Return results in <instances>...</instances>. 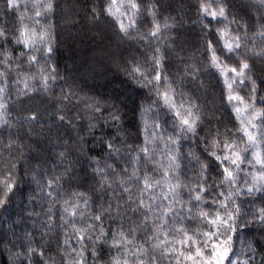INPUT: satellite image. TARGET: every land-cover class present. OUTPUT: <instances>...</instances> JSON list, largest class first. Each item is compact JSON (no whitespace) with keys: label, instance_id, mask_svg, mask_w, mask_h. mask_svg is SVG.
<instances>
[{"label":"snow or ice","instance_id":"snow-or-ice-1","mask_svg":"<svg viewBox=\"0 0 264 264\" xmlns=\"http://www.w3.org/2000/svg\"><path fill=\"white\" fill-rule=\"evenodd\" d=\"M5 4L16 14L17 24L6 30L0 23V209L7 211L18 196L23 197L22 183L34 185L30 206L44 207L47 201L48 225L59 221L64 237L57 238L54 255H49L52 249L44 241L33 247L29 238L14 264H20L21 256L32 264V254L41 258V264H89L90 259L100 264V244L110 245L103 264H255L261 241L247 239V230L253 223L264 229V0H249L245 7L251 5L256 15L247 21L233 13L232 0H197L193 23L203 43L187 59L199 53L203 69L185 63L183 76L169 75L173 58L185 60L172 37L183 23L182 6L177 10L180 20L165 16L161 22L163 0H5ZM105 21L120 42H129L137 51L127 61V81H111L107 95H91L63 76L54 62L62 35L57 26L75 41L84 29ZM146 23L151 26L142 30ZM202 71L211 72L220 85L233 127L216 115V105L210 111L198 103L197 95L183 90L184 77L190 76L197 81L195 91L203 93L207 85L199 79ZM126 83L143 90L135 102L139 144L126 143L131 135L123 128L121 105L126 103L121 97ZM53 101L55 119L77 133L76 144L82 147L84 138L75 121H83L81 127L93 136L95 129L107 125L116 130L113 139L101 137L108 155L121 151L116 138L129 154L131 168L124 169L123 176L110 175L112 166L100 167L94 158L98 187L91 191L111 193L97 211H91L93 197L87 192L67 191L61 184L71 165L57 173L55 165L45 168L38 155L31 163L24 158L25 145L13 137L16 125L23 126L13 116L20 103ZM39 120L36 110L23 117V123ZM185 140L195 141L187 153L182 151ZM56 143L64 147L56 153L63 162L73 144L59 136ZM185 159L192 165L191 175L184 171ZM57 204L59 216L53 211ZM106 218L113 221L114 230L105 226ZM5 240L0 235V247H7Z\"/></svg>","mask_w":264,"mask_h":264},{"label":"trees","instance_id":"trees-1","mask_svg":"<svg viewBox=\"0 0 264 264\" xmlns=\"http://www.w3.org/2000/svg\"><path fill=\"white\" fill-rule=\"evenodd\" d=\"M232 2L234 4L232 11L238 18L242 17L247 21L256 15L255 9L251 5L245 7V5L249 4V0H232ZM170 4L172 5L171 7L169 6ZM196 5L197 0H175L174 3L173 0H163V6L160 8L161 22L165 16L176 17L177 20H180V16L177 15L178 6H182L183 15L182 26L173 30L172 37L174 38V47H176L180 56L185 57V60L181 61L173 58L169 75L180 72L183 76L185 63L196 64L197 67L203 69L204 58L199 53L196 54L195 59H187L203 43L199 28L193 23L197 19ZM29 11H31L30 7ZM0 18H2L0 23H3L6 30H11L17 24L16 14L6 9L5 0H0ZM150 26V24L146 23L142 26V30ZM57 32L62 33V35L59 36V50L54 62L60 66L63 76L69 78L70 81L78 83L85 92L91 95H107L110 91L111 81L115 80L119 83V81L128 80L124 70L128 67L127 61L132 59L137 50L134 45L127 41L120 42L116 37L113 26L108 24L107 21L99 26H89V28L84 29L79 33L75 41L69 39L68 31L60 25L57 26ZM8 47H11V45H8ZM199 79L207 85L203 93L195 91L198 88V84L190 76L184 77L183 90L197 95L198 103L205 104L210 111L213 110V104L216 105V115L223 119L228 127H233L231 116L223 108L221 88L215 76L211 72L205 73L202 71ZM122 87L127 89L121 97L126 103V106L121 105L123 108V128L126 133L131 134L126 143L139 144L141 143V138L136 136L139 120L135 102L142 98L143 90L137 89L135 85L128 83ZM12 95L15 98L14 92ZM53 103L55 102L48 104L43 102L39 104L36 102L20 103L13 110V116L20 118L23 126L20 124L16 125L13 137L25 145L24 158L31 163L36 162L32 158L38 155L45 168L55 165L57 173L64 172V169L69 168V165H71L69 174L61 180V184L67 191L87 192L93 197L91 211H97L99 203L102 200H108L111 193L103 195L102 193L94 194L91 191V188L98 187L96 183L98 177L94 179L95 173L93 171L95 159L99 160L100 167L112 166L108 169L110 175L120 174L123 176V170L131 168L129 154L124 149L119 138H116L115 146L121 151L118 154L108 155L109 150L101 143V137L113 139L116 136V130L107 125L103 128L95 129L93 136L87 132L86 126L81 127L84 123L83 121H75L79 135L84 138L82 147L76 144L77 133L63 127L62 122L55 119ZM33 110L39 111V122L23 123V117L30 115ZM164 119H169V117H164ZM30 129L31 134H29ZM171 131L172 129L169 125L168 132L171 133ZM6 136L7 133H5ZM58 136L68 139L69 143L73 144V147L68 150V158L63 162L56 156V153L64 150L63 146H58L56 143ZM182 144V151L185 153L190 148H195V141L185 140L182 141ZM196 150L199 151L198 148ZM184 163L187 165L184 169L185 173L191 175L188 172V168L192 167V165L188 164L186 159ZM152 167L153 165H148L149 169ZM33 187L35 186H28L22 183L23 197L18 196L15 203L9 206L7 211L0 209V235L6 238L5 244L7 245L6 248L0 247V264H14L17 254L24 252L29 238L33 240V247L41 246V241H44V246L52 249L49 255L55 254L57 238L60 240L64 238L63 230L59 227V221H55L54 225H48V217L45 215L48 207L47 201L44 202V207L30 206L28 197ZM185 198H187L186 194ZM257 204H259V200H257ZM33 211L40 213V215H28V213ZM53 211L59 216L61 214L60 205L57 204ZM128 215L133 219H137L136 215L131 212ZM104 223L106 227L115 229V224L112 220L106 218ZM49 227L53 228L51 232H49ZM262 231L264 229L257 223L251 224L247 230V239L261 241V245L256 246L255 264H261V256H264V252L260 251V247L264 245V237L261 236ZM244 233L245 230L242 229V239L245 238ZM9 240L12 243H8ZM73 245L75 246V240H73ZM109 247L110 245L108 244L99 245L98 250H103V258L100 264H103V260L108 259L110 255ZM240 247L241 245L237 244V251H239ZM19 259L20 264H26L25 257L21 256ZM32 264H41V258L32 254ZM89 264H92L91 259Z\"/></svg>","mask_w":264,"mask_h":264}]
</instances>
